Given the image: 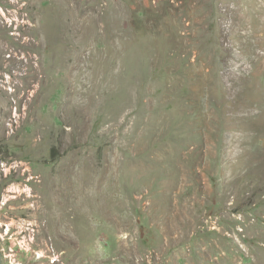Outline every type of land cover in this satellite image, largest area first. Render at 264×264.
<instances>
[{"label":"rangeland","instance_id":"obj_1","mask_svg":"<svg viewBox=\"0 0 264 264\" xmlns=\"http://www.w3.org/2000/svg\"><path fill=\"white\" fill-rule=\"evenodd\" d=\"M0 220L56 264H264V0H0Z\"/></svg>","mask_w":264,"mask_h":264},{"label":"built area","instance_id":"obj_2","mask_svg":"<svg viewBox=\"0 0 264 264\" xmlns=\"http://www.w3.org/2000/svg\"><path fill=\"white\" fill-rule=\"evenodd\" d=\"M5 15L4 11L2 10ZM5 23L8 24L11 31L17 34L20 27L29 24V19H27L28 14L24 13L21 16H13V13L9 16H4ZM10 222L2 223L0 220V264H22L17 257L18 251L23 253H34V256L41 258L46 256L49 263L56 264L58 262V254L54 253L53 247H51L50 253L44 252L42 249H33V244L35 242V234L29 233L24 234L22 237L17 238L11 231ZM18 249V250H17Z\"/></svg>","mask_w":264,"mask_h":264}]
</instances>
